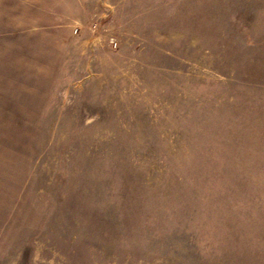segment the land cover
Segmentation results:
<instances>
[{
  "label": "rangeland",
  "instance_id": "obj_1",
  "mask_svg": "<svg viewBox=\"0 0 264 264\" xmlns=\"http://www.w3.org/2000/svg\"><path fill=\"white\" fill-rule=\"evenodd\" d=\"M0 264H264V0H0Z\"/></svg>",
  "mask_w": 264,
  "mask_h": 264
}]
</instances>
